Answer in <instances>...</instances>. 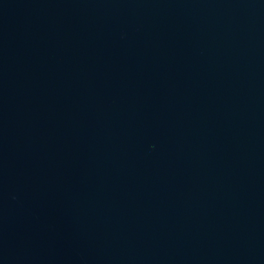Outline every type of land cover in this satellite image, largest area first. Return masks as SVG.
<instances>
[{
  "label": "water",
  "instance_id": "95a60500",
  "mask_svg": "<svg viewBox=\"0 0 264 264\" xmlns=\"http://www.w3.org/2000/svg\"><path fill=\"white\" fill-rule=\"evenodd\" d=\"M0 264H264V0H0Z\"/></svg>",
  "mask_w": 264,
  "mask_h": 264
}]
</instances>
